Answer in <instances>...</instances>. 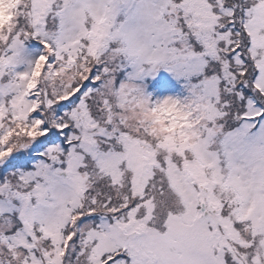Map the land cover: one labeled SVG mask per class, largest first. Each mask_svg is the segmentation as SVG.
I'll return each mask as SVG.
<instances>
[{
	"label": "snow or ice",
	"instance_id": "6c2138e0",
	"mask_svg": "<svg viewBox=\"0 0 264 264\" xmlns=\"http://www.w3.org/2000/svg\"><path fill=\"white\" fill-rule=\"evenodd\" d=\"M0 264H264V0H0Z\"/></svg>",
	"mask_w": 264,
	"mask_h": 264
}]
</instances>
